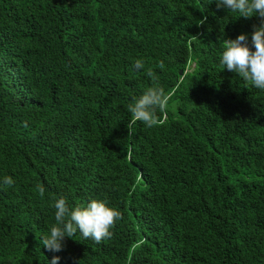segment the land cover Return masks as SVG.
<instances>
[{
    "label": "trees",
    "instance_id": "trees-1",
    "mask_svg": "<svg viewBox=\"0 0 264 264\" xmlns=\"http://www.w3.org/2000/svg\"><path fill=\"white\" fill-rule=\"evenodd\" d=\"M238 15L216 0H0V264H264V90L220 63L241 33L254 50L264 19ZM148 68L171 99L130 135ZM61 196L107 199L111 238L77 231L49 252Z\"/></svg>",
    "mask_w": 264,
    "mask_h": 264
},
{
    "label": "clouds",
    "instance_id": "clouds-1",
    "mask_svg": "<svg viewBox=\"0 0 264 264\" xmlns=\"http://www.w3.org/2000/svg\"><path fill=\"white\" fill-rule=\"evenodd\" d=\"M216 3L218 8L224 7L233 13H239L238 17L249 18L258 14L264 19V0H216ZM251 40L254 50L249 47L244 33L236 39L224 40L220 63L228 71L237 73L246 84L264 90V23L254 30ZM134 67L136 70L144 69L145 63L136 59ZM158 67H165L163 61L159 62ZM146 74L151 79L152 86L128 105L131 120L126 127L130 135L135 132L133 126L137 122L143 123L146 128L160 123L157 113H164L171 99V93H166L160 86L159 77L151 68L146 70ZM3 183L10 187L14 181L11 177H5ZM37 191L43 196L45 189L38 185ZM52 206L55 209V223L51 226L49 234L40 239V243L49 252L61 251L65 237L72 238L77 231L84 239L90 238L96 243L109 239L112 235L110 229L114 227L116 220L121 218V213L109 206L107 199H92L86 205L70 208L66 198L61 196L55 199ZM59 259V256H53L50 264H58Z\"/></svg>",
    "mask_w": 264,
    "mask_h": 264
},
{
    "label": "water",
    "instance_id": "water-1",
    "mask_svg": "<svg viewBox=\"0 0 264 264\" xmlns=\"http://www.w3.org/2000/svg\"><path fill=\"white\" fill-rule=\"evenodd\" d=\"M180 72V71H179Z\"/></svg>",
    "mask_w": 264,
    "mask_h": 264
}]
</instances>
